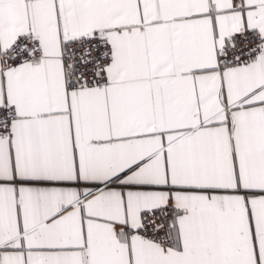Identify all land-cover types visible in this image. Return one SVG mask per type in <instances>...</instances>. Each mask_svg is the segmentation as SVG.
Listing matches in <instances>:
<instances>
[{
	"label": "snow or ice",
	"instance_id": "1",
	"mask_svg": "<svg viewBox=\"0 0 264 264\" xmlns=\"http://www.w3.org/2000/svg\"><path fill=\"white\" fill-rule=\"evenodd\" d=\"M0 264H264V0H0Z\"/></svg>",
	"mask_w": 264,
	"mask_h": 264
}]
</instances>
